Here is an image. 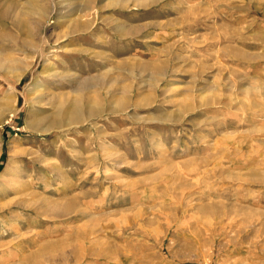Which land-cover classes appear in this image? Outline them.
Instances as JSON below:
<instances>
[{"label":"rangeland","instance_id":"rangeland-1","mask_svg":"<svg viewBox=\"0 0 264 264\" xmlns=\"http://www.w3.org/2000/svg\"><path fill=\"white\" fill-rule=\"evenodd\" d=\"M0 264H264V0H0Z\"/></svg>","mask_w":264,"mask_h":264},{"label":"bare ground","instance_id":"bare-ground-1","mask_svg":"<svg viewBox=\"0 0 264 264\" xmlns=\"http://www.w3.org/2000/svg\"><path fill=\"white\" fill-rule=\"evenodd\" d=\"M76 112V111H75ZM74 113V112H73ZM85 113V112H84ZM62 116V115H61ZM66 116V115H65ZM77 117H78V115H77ZM80 117V116H79ZM75 118H76V115H75ZM77 119H79V118H77ZM59 120V119H58ZM69 120V119H68ZM13 191V190H12Z\"/></svg>","mask_w":264,"mask_h":264}]
</instances>
